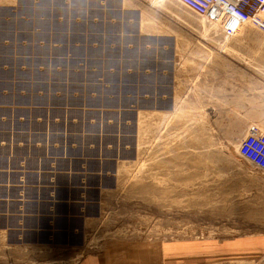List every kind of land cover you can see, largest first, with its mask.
<instances>
[{"label": "rangeland", "instance_id": "374dc122", "mask_svg": "<svg viewBox=\"0 0 264 264\" xmlns=\"http://www.w3.org/2000/svg\"><path fill=\"white\" fill-rule=\"evenodd\" d=\"M56 1L0 0V143L59 172L104 143L118 171L87 228L0 213V264H264V172L237 153L264 131V31L176 0ZM239 237L251 251L226 257Z\"/></svg>", "mask_w": 264, "mask_h": 264}, {"label": "crops", "instance_id": "0c3cea01", "mask_svg": "<svg viewBox=\"0 0 264 264\" xmlns=\"http://www.w3.org/2000/svg\"><path fill=\"white\" fill-rule=\"evenodd\" d=\"M57 4L55 0V5ZM60 4L67 5V2L59 1ZM50 21L68 22L67 11L64 15L60 13L58 16L51 15ZM97 146L101 155L97 153L96 157H89L84 153V156L79 158H66L64 171L59 172L60 169L52 160L47 159L45 155L40 159V155L33 151L28 158L18 157L22 153L21 150H18L17 156L11 157L10 148L1 142L0 213L2 217L9 219L15 215L18 226L24 231L43 232L44 228H48L46 231L55 229L58 218L66 220L79 218L85 228L89 227L90 221L98 219L103 211L101 194L105 188L104 178L114 175L118 171L119 164L117 158L103 156L101 149L108 150V146L104 143H97ZM32 149L38 150L35 146ZM46 164L48 167L44 166ZM91 212H95L92 213L94 215H90ZM44 221L47 226L43 224ZM8 226L9 224L6 223L5 228ZM240 239L239 237L227 243L224 253L226 257L236 258L251 251L244 248V241ZM108 257L102 258V264L113 263L110 261L117 263L114 255ZM124 259L127 260L125 257L120 258V260ZM96 260L101 259L88 258L82 264H95Z\"/></svg>", "mask_w": 264, "mask_h": 264}, {"label": "built area", "instance_id": "2783aa9c", "mask_svg": "<svg viewBox=\"0 0 264 264\" xmlns=\"http://www.w3.org/2000/svg\"><path fill=\"white\" fill-rule=\"evenodd\" d=\"M197 14L215 21L222 32L234 35L239 26L264 31V0H178ZM238 156L264 172V131L250 125L240 139Z\"/></svg>", "mask_w": 264, "mask_h": 264}, {"label": "bare ground", "instance_id": "6f19581e", "mask_svg": "<svg viewBox=\"0 0 264 264\" xmlns=\"http://www.w3.org/2000/svg\"><path fill=\"white\" fill-rule=\"evenodd\" d=\"M176 1H178V0H176ZM178 2H180V1H178ZM181 3V2H180ZM183 4V3H182ZM184 5V4H183ZM186 6V5H185ZM187 7V6H186ZM187 8H189V7H187ZM190 10H192L191 8H189ZM193 12H195L194 10H192ZM196 13V12H195ZM197 14V13H196ZM199 15V14H198ZM201 16V15H200Z\"/></svg>", "mask_w": 264, "mask_h": 264}]
</instances>
